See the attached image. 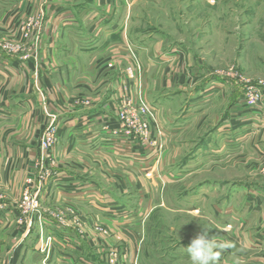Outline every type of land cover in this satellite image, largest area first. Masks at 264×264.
<instances>
[{"label":"rangeland","instance_id":"1","mask_svg":"<svg viewBox=\"0 0 264 264\" xmlns=\"http://www.w3.org/2000/svg\"><path fill=\"white\" fill-rule=\"evenodd\" d=\"M78 2L77 7L94 3ZM46 3L39 7L46 8ZM107 6L129 11L124 18H114L127 26L129 69L134 73L131 84L125 86L154 109L157 125L166 136L161 151L147 148L142 160L133 153L128 164H111L114 176L97 180L111 189L99 194L101 202L107 196L106 200L128 205L129 215L140 210L145 218L141 230L127 225L138 256L132 258L128 252L124 258L117 251L103 264H191L185 248L203 226L211 228L209 238L232 244L221 252L219 264H264V0H114L103 7ZM40 14L20 24L19 37L0 30V48L8 54L27 55L20 43L41 37L43 9ZM113 76L116 84L120 69H113ZM210 87L221 90L214 91L207 109L196 107L187 124L189 106L201 104L196 99ZM252 92L258 101L251 99ZM237 112L240 134L226 131L222 135L220 144L225 142L226 147L221 154L208 156L211 149L202 153L210 139L211 148L219 149L216 128L226 122L230 127ZM171 115L177 116L174 124ZM247 126L253 128L243 129ZM175 130L178 134L172 135ZM49 131L41 136L40 147ZM239 135L252 136L255 144L248 139L244 145H230V139L239 140ZM174 147L179 150L178 160L171 156ZM26 191L24 187L19 213L38 216L41 196L30 190L39 208L26 209ZM99 241L108 253L103 239ZM123 247L124 242L114 245Z\"/></svg>","mask_w":264,"mask_h":264},{"label":"crops","instance_id":"2","mask_svg":"<svg viewBox=\"0 0 264 264\" xmlns=\"http://www.w3.org/2000/svg\"><path fill=\"white\" fill-rule=\"evenodd\" d=\"M78 1L0 0V30L12 38L19 37L21 23L41 16L43 9L41 37L20 43L27 55L0 48V264H103L117 251L124 258L128 252L132 258L138 256L127 225L141 230L145 218L140 210L129 215L128 205L106 200L107 196L101 202L99 194L111 189L97 181L99 176H114V162L128 164L133 153L138 160L144 158V149L113 134L120 127L117 108L125 95L124 84H131L127 26L114 18H124L129 11L103 7L114 0L77 7ZM45 2L46 8H40ZM116 67L122 76L115 84ZM216 90L221 89L203 90L196 99L201 104L189 106L187 124L196 107L208 108ZM240 116L233 115L230 127L228 122L217 126L219 149L211 148L210 139L202 153L211 149L208 156L221 154L226 147L225 142L220 144L222 135L240 134ZM173 119L177 116L171 115L174 124ZM249 127L243 129L253 128ZM52 128L58 129L59 139L46 155L39 140ZM248 139L255 144L252 136L230 139L229 144L244 145ZM171 156L178 160L177 147ZM24 187L41 196L38 216L19 213ZM101 239L108 253L97 243ZM121 242L123 248H114Z\"/></svg>","mask_w":264,"mask_h":264},{"label":"built area","instance_id":"3","mask_svg":"<svg viewBox=\"0 0 264 264\" xmlns=\"http://www.w3.org/2000/svg\"><path fill=\"white\" fill-rule=\"evenodd\" d=\"M128 72V80H131L134 72L132 69H129ZM132 90L133 88L125 86L124 92L126 91V93L117 108V119L120 127L115 130L113 134L120 135L130 142L136 143L137 146L134 147L135 149L140 148L146 150L148 148L149 150H157V152L161 151L164 147L163 139L166 135L160 126L157 125L155 111L136 94L132 95ZM250 97L254 102L258 101L253 92L250 94ZM58 139V130L49 131L42 140V151L46 154H50L56 147ZM33 193L27 189L24 195L23 205L26 209L35 210L39 208V200ZM111 263L118 264L114 263V261Z\"/></svg>","mask_w":264,"mask_h":264},{"label":"clouds","instance_id":"4","mask_svg":"<svg viewBox=\"0 0 264 264\" xmlns=\"http://www.w3.org/2000/svg\"><path fill=\"white\" fill-rule=\"evenodd\" d=\"M227 228H230V225L223 230L227 231ZM208 229L211 228L203 226L202 230L191 239L185 248L191 264H219L221 252L232 247L229 241L209 238Z\"/></svg>","mask_w":264,"mask_h":264}]
</instances>
